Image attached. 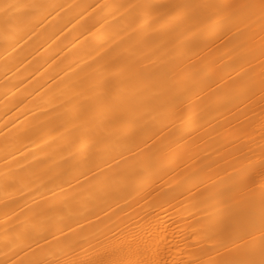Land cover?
<instances>
[{"label": "bare ground", "instance_id": "bare-ground-1", "mask_svg": "<svg viewBox=\"0 0 264 264\" xmlns=\"http://www.w3.org/2000/svg\"><path fill=\"white\" fill-rule=\"evenodd\" d=\"M0 264H264V0H0Z\"/></svg>", "mask_w": 264, "mask_h": 264}]
</instances>
